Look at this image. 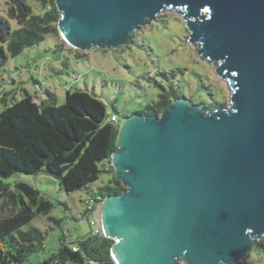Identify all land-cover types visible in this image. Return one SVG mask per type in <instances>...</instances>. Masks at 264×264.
Masks as SVG:
<instances>
[{
	"label": "water",
	"instance_id": "95a60500",
	"mask_svg": "<svg viewBox=\"0 0 264 264\" xmlns=\"http://www.w3.org/2000/svg\"><path fill=\"white\" fill-rule=\"evenodd\" d=\"M71 50L130 46L175 12L229 91L121 119L110 165L124 191L92 202L115 264H239L264 238V0H53ZM88 221V218H86Z\"/></svg>",
	"mask_w": 264,
	"mask_h": 264
},
{
	"label": "trees",
	"instance_id": "16d2710c",
	"mask_svg": "<svg viewBox=\"0 0 264 264\" xmlns=\"http://www.w3.org/2000/svg\"><path fill=\"white\" fill-rule=\"evenodd\" d=\"M35 1L41 6L39 14L33 12L26 0H8L7 18L15 21L17 28L11 30L8 23L0 19V70L5 67L6 55L17 57L24 50L39 46L46 35L55 39L57 62L61 61L64 52L76 60L86 58L73 50L60 53L62 45L56 27L59 15L53 0ZM134 37L131 45L136 44ZM51 70L55 72V69ZM159 76L167 86L154 82L160 90L156 101L131 115L159 116L172 101L186 99L173 85V72L159 73ZM44 93L46 99L41 101L23 93L20 100L11 99L10 106L6 101L11 92L0 97L3 105L0 112V211L3 213L9 208L8 215H0V264H23L33 254L44 251V233L29 225L36 217L47 216L53 204L35 186L19 177L48 175L67 194L88 191L92 202L124 191L110 165L119 120L115 124L109 117L117 115L116 111L112 109L113 113L108 114L107 105L102 102L104 99L94 92L80 89L67 92L60 106L55 105L51 93ZM198 105L206 111L224 108L222 103L212 101ZM102 174H108L111 179L93 192L89 187ZM11 178L14 180L9 181ZM87 205L90 204L85 201V207ZM87 213L85 210V218ZM48 220L60 229V248L38 264H112L111 240L92 235L90 231L81 237L71 234L66 244L62 220L50 217ZM252 255L260 256V264H264L263 241L255 242ZM239 264L254 263L244 259Z\"/></svg>",
	"mask_w": 264,
	"mask_h": 264
},
{
	"label": "rangeland",
	"instance_id": "374dc122",
	"mask_svg": "<svg viewBox=\"0 0 264 264\" xmlns=\"http://www.w3.org/2000/svg\"><path fill=\"white\" fill-rule=\"evenodd\" d=\"M26 1L35 14L41 12L38 2ZM7 2L0 0V19L5 20L11 30H15L16 22L7 18ZM133 35L136 37L134 45L121 46L115 50L79 52L86 56L82 60H76L67 52L62 54L63 50L71 49L59 37L62 45L60 62L56 61L54 54L55 39L46 35L39 46L26 49L17 57L6 55L5 67L0 70V97L3 93L11 92L12 95L7 96L6 101L10 106L13 100H20L23 93L36 96L41 101L46 99L44 91H48L55 97V105L60 106L67 92L77 89L94 92L105 100L108 114L113 113L112 109L116 111L121 123V119L156 101L160 90L154 82L167 86L159 73L173 72L174 87L191 103L210 104L212 101L222 103L225 108L229 106L226 84L215 76L212 64L198 59L196 48L187 42V29L175 12L163 11L155 22L140 27ZM62 62L67 65L66 68ZM57 72L60 74H55ZM2 110L3 105L0 103V112ZM19 179L35 186L53 204L47 216H38L29 225L44 233V251L33 254L23 264H38L46 255L59 250L60 229L48 220L49 217L62 220V227L69 228L74 236L81 237L90 232L84 216L85 201L92 206L88 191L67 194L48 175L21 176ZM109 179L111 177L108 174H102L89 188L95 192ZM13 180L11 178L9 181ZM8 209L3 213L0 211V215H8ZM260 241L264 242V238ZM259 259L261 257L253 256L252 252L245 257V260L254 264H260Z\"/></svg>",
	"mask_w": 264,
	"mask_h": 264
},
{
	"label": "built area",
	"instance_id": "2783aa9c",
	"mask_svg": "<svg viewBox=\"0 0 264 264\" xmlns=\"http://www.w3.org/2000/svg\"><path fill=\"white\" fill-rule=\"evenodd\" d=\"M102 102L104 104H106V102L104 100H102ZM109 120L116 124L118 117H117V115L114 114V115H111L109 117ZM96 200H100V199L97 198ZM86 210H88L86 218H88V216H91L90 218H88L87 222L90 226V231H91L92 235H101V232H100L99 227H98V211H93L91 205H87ZM63 236H64V241L67 244V242L71 238V233L68 231V228H64ZM112 264H115V263L112 261Z\"/></svg>",
	"mask_w": 264,
	"mask_h": 264
}]
</instances>
